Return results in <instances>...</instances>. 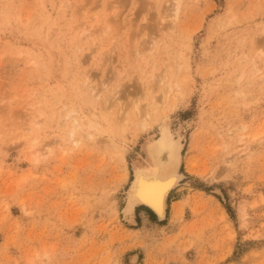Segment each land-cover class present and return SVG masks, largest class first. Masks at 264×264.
<instances>
[{
    "label": "rangeland",
    "instance_id": "1",
    "mask_svg": "<svg viewBox=\"0 0 264 264\" xmlns=\"http://www.w3.org/2000/svg\"><path fill=\"white\" fill-rule=\"evenodd\" d=\"M170 1L0 0V264H264V0ZM164 115L192 172L131 232Z\"/></svg>",
    "mask_w": 264,
    "mask_h": 264
},
{
    "label": "bare ground",
    "instance_id": "2",
    "mask_svg": "<svg viewBox=\"0 0 264 264\" xmlns=\"http://www.w3.org/2000/svg\"><path fill=\"white\" fill-rule=\"evenodd\" d=\"M170 2L171 3L169 5L172 14L166 16V18H163V20L165 21L168 18L169 22L173 23L177 18L178 4L176 0ZM88 18L90 19L91 17ZM90 21L92 20L90 19ZM86 30L87 29H83L81 31V35H86ZM87 79L84 81V84L86 86H89L88 84L90 83ZM91 87L89 86L88 88H90L92 92V97L97 100L99 99L101 92L105 90L106 86L104 87V85L102 86L101 84V86H93V89ZM153 104L155 103L151 101L147 104V108L144 110V113L142 115L143 119L140 125V128L142 127V131H149L151 129L152 124L149 120H152V116L156 112V108ZM71 115L72 114H70L69 112L67 117H72ZM166 116L167 115H164L161 126L159 128V137H157V139H148V141H146L145 145L143 146V150L145 151L146 155V158L144 160L145 165H136L133 172V179L130 182L127 194H125V204L121 211L123 213L122 215H124L123 219L125 218V220L129 222H132L133 213L135 209L140 206H144L150 209L159 221L164 220L166 218L168 195L184 177L180 173V167L182 166V164H184L185 171L187 173L192 172L193 165L191 164L190 159H183L182 156V136L180 135V133L173 134L172 131H170ZM73 123L74 125H72V129L68 133V140L73 139L75 133L80 127L78 120L75 117L73 118ZM71 140L70 142L73 144V146H76L77 142ZM236 141L240 142L241 138L239 139L238 137V140ZM36 159L37 158H34V161ZM176 205L178 208L177 210H175V217H178L179 211L181 210L179 208H182L183 203L178 201ZM131 261L135 262L136 256H133Z\"/></svg>",
    "mask_w": 264,
    "mask_h": 264
},
{
    "label": "crops",
    "instance_id": "3",
    "mask_svg": "<svg viewBox=\"0 0 264 264\" xmlns=\"http://www.w3.org/2000/svg\"><path fill=\"white\" fill-rule=\"evenodd\" d=\"M187 177L188 178H195L194 176H190V175H187ZM185 187H180V188H178L177 189V191H176V193H175V197L173 198V200L174 201H177V200H179V199H181V197H182V195H184L186 192H185ZM198 190H200V191H203L201 188H199V187H192L191 188V191H198ZM204 192V191H203ZM204 194L205 195H207V193L206 192H204ZM148 212L146 211V209L145 208H142V207H137L136 209H135V211H134V224H132L131 226H133V227H136V228H129V230L131 231V232H137V231H139L141 228H142V226L140 227V224L141 225H144L145 227H148V226H150L152 229H154V228H156V229H159V228H164V227H166V225H160V224H157V223H152V222H150L149 221V219H148V214H147ZM241 244V241H240V239L238 238V237H236V241H235V243L233 244V252H234V250L236 249V247H237V245H240ZM133 249H135V250H138V254H137V261H139L138 259H139V248H133ZM131 251V250H130ZM140 251L141 252H143V249H140ZM233 252H232V254H233ZM129 253V252H128ZM192 253V252H191ZM134 255V254H133ZM186 255H188V256H190V251H187L186 252V254H185V256ZM132 256V255H131ZM232 256V255H231ZM231 258V257H230ZM230 258H228L227 260H226V262L227 261H229L230 260ZM136 261V262H137ZM129 262H130V259H129ZM168 262H174L173 260H167L166 262H165V264H167ZM225 263V262H224ZM139 264V263H138ZM174 264H178V262H176V263H174ZM219 264H221V263H219Z\"/></svg>",
    "mask_w": 264,
    "mask_h": 264
},
{
    "label": "trees",
    "instance_id": "4",
    "mask_svg": "<svg viewBox=\"0 0 264 264\" xmlns=\"http://www.w3.org/2000/svg\"><path fill=\"white\" fill-rule=\"evenodd\" d=\"M140 207L145 208L153 217L156 218V216L154 215V213L150 209H148L147 207H144V206H140ZM227 211L229 212L230 215L232 214L230 209H227Z\"/></svg>",
    "mask_w": 264,
    "mask_h": 264
}]
</instances>
